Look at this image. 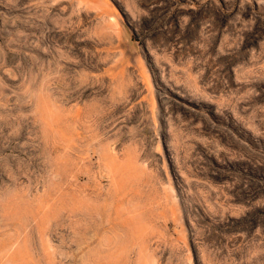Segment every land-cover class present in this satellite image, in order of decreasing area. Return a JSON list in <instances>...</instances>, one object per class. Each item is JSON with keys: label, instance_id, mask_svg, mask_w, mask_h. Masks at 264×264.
<instances>
[{"label": "rangeland", "instance_id": "1", "mask_svg": "<svg viewBox=\"0 0 264 264\" xmlns=\"http://www.w3.org/2000/svg\"><path fill=\"white\" fill-rule=\"evenodd\" d=\"M0 264H264V0H0Z\"/></svg>", "mask_w": 264, "mask_h": 264}]
</instances>
